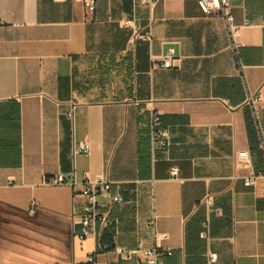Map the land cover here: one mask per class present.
Wrapping results in <instances>:
<instances>
[{
	"label": "crops",
	"instance_id": "0c3cea01",
	"mask_svg": "<svg viewBox=\"0 0 264 264\" xmlns=\"http://www.w3.org/2000/svg\"><path fill=\"white\" fill-rule=\"evenodd\" d=\"M134 3L146 23L141 0H97L93 14L84 0H0V264H86L93 252L148 264L114 249L139 244L170 250L163 264H264V177L245 184L251 166L264 171V0H231L239 52L198 0H161L152 41L133 48L121 20ZM171 47L179 61L166 68ZM249 91L263 95L258 117ZM154 111L171 134L156 155ZM59 173L75 187L51 184ZM101 174L124 201L81 239L79 191Z\"/></svg>",
	"mask_w": 264,
	"mask_h": 264
},
{
	"label": "built area",
	"instance_id": "2783aa9c",
	"mask_svg": "<svg viewBox=\"0 0 264 264\" xmlns=\"http://www.w3.org/2000/svg\"><path fill=\"white\" fill-rule=\"evenodd\" d=\"M135 1V0H134ZM161 0H141L148 10V16L146 23H140L135 14V6L132 15L127 16L121 20V24L129 29L130 37L129 42L134 48L139 40L152 41L153 39V29L156 21V7ZM200 6L206 13H217L224 17L227 28L229 31V36L231 43L235 51L239 52L241 46L240 35L241 26L235 22V17L231 7V0H198ZM97 0H84V6L88 14L95 13ZM179 61L178 56H176L175 49L173 47L169 48L167 54L164 56L162 61V66L166 68L175 67V61ZM263 95L261 92L249 91L247 102L251 105L255 113H258V104L262 100ZM258 117V114H257ZM259 128L261 134L263 133L262 126L259 123ZM151 140H152V152L156 155L159 151L169 148L171 144V134L167 127H165L161 121L160 113L154 111L152 113L151 119ZM262 140L264 145V135L262 134ZM91 149V144L89 141H81L76 149L78 152L88 153ZM239 158L242 161L251 164V157L249 151L244 150L239 152ZM178 171L177 166L172 167V172L176 173ZM264 177V171L251 166V172L245 179L246 185L254 184L259 178ZM51 184H70L73 188L77 184L76 177L72 179H67L63 173H59L53 177L50 181ZM81 197V204L83 208L81 223L83 225L82 231L79 234L81 239H85L92 234L96 233L97 226L101 228H106L111 221V211L115 204L124 201L123 195L119 192L113 191V182L109 180L104 174L98 175L93 179H87L83 183L82 189L79 191ZM79 200V202H80ZM213 198L208 195L204 200V203L210 209L213 205ZM155 230L156 219L152 217L148 221ZM203 234L209 237L210 225L209 222L205 225V230ZM156 238H165L167 233L157 232L155 230ZM109 247V246H108ZM115 251L119 253L122 257L129 258L133 254L142 251L148 261V264H163L160 256L165 252L171 253L170 250H165L161 247L155 246L152 248H145L142 244H139L137 248H128L126 246L117 245ZM211 260L217 259L218 254L211 253ZM86 264H101L97 258L96 252L89 254Z\"/></svg>",
	"mask_w": 264,
	"mask_h": 264
}]
</instances>
